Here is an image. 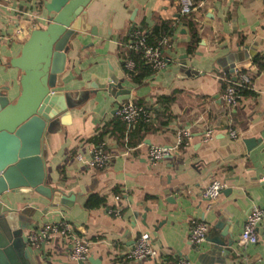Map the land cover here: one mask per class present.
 <instances>
[{
	"label": "crops",
	"instance_id": "1",
	"mask_svg": "<svg viewBox=\"0 0 264 264\" xmlns=\"http://www.w3.org/2000/svg\"><path fill=\"white\" fill-rule=\"evenodd\" d=\"M195 2L187 15L179 13L178 0H91L85 7L90 30L71 40L54 88L64 92L68 106L44 141L46 183L63 196L6 191L0 198L30 216L25 233L64 218L90 241L86 257L99 264H174L178 258L189 264H264V217L255 226V241L236 242L248 207L264 204V0ZM187 21L198 37L191 51ZM44 24L40 0H0V93L8 101L18 94L20 75L8 61L30 29ZM143 30L161 39L152 46L144 38L151 61L132 80L120 65L121 54L125 42L136 45L143 38ZM231 66L251 81L234 107L221 100L226 79L234 75ZM127 100L150 110L146 129L137 121L126 130L116 116L115 108ZM226 127L235 130L234 138ZM205 128L212 135L202 141ZM180 129L187 132L183 144L147 160L149 145L171 144ZM244 139L252 140L248 149ZM96 144L110 153L106 164L75 158H85ZM213 179L223 187L207 201L200 192ZM89 194L102 202L85 206ZM114 207L116 212L107 210ZM196 220L207 229L193 244L187 232ZM224 221L233 242L221 254L209 238ZM143 229L156 254L130 260L126 251ZM30 245L41 264H77L56 234Z\"/></svg>",
	"mask_w": 264,
	"mask_h": 264
},
{
	"label": "water",
	"instance_id": "2",
	"mask_svg": "<svg viewBox=\"0 0 264 264\" xmlns=\"http://www.w3.org/2000/svg\"><path fill=\"white\" fill-rule=\"evenodd\" d=\"M90 1L40 0L44 26L30 29L18 55L8 61L19 69L20 75L18 94L13 101H8L5 92L0 93V198L6 191L35 192L50 199L63 196L59 189L46 183L44 141L46 132L68 106L64 92L54 88L61 82L59 75L66 52L72 49L71 40L77 33L90 30L85 23V7ZM206 17L210 18L211 12ZM228 71L238 69L231 66ZM249 142L252 140L244 139L246 149ZM28 217L0 199V264H41L24 232ZM209 239L221 254L225 249L231 251L230 223L224 221ZM97 260L87 256L76 261L99 264Z\"/></svg>",
	"mask_w": 264,
	"mask_h": 264
},
{
	"label": "built area",
	"instance_id": "3",
	"mask_svg": "<svg viewBox=\"0 0 264 264\" xmlns=\"http://www.w3.org/2000/svg\"><path fill=\"white\" fill-rule=\"evenodd\" d=\"M179 13L187 15L195 9L197 6L195 0H178ZM136 44L124 43L128 48L137 51L142 58H144L148 64L151 61L152 52L151 47L144 46V36ZM158 43V42H157ZM156 43V44H157ZM154 46V45H152ZM133 62L130 58H127L123 62L125 69H131ZM234 73V79H226L221 93V100L224 104L234 107L240 98V90L250 89L251 81L250 76L243 71H236ZM115 114L119 120L124 124L126 130H128L137 121L147 122L151 118V112L146 107L137 104L131 100H127L118 104L115 108ZM226 134L229 138H234L236 133L231 127H226ZM187 132L183 129L178 130L175 133L174 141L169 145H149L146 150V158L152 162L157 159L167 156L172 150L176 149L179 145L183 144L184 138ZM212 135L210 128H205L201 140L206 141ZM75 158L84 163L92 164L94 162H100L106 164L110 153H108L101 145H94L88 152V155L83 158L79 153H75ZM260 180L264 181V175L260 177ZM223 187V184L216 179L208 182L200 192V195L207 201H212L216 198L219 191ZM116 198V196H115ZM108 211L116 212L117 208H108ZM264 217V204L263 205H251L248 207L246 215L242 221V225L236 242L240 245H244L247 242H253L256 239L255 226ZM207 229V225L203 220H196L192 222L188 232V240L195 244L201 241ZM58 235L68 244L67 254L68 257L74 260L83 259L86 257L90 247V241L83 236L77 235L71 224L64 218H60L48 224L42 225L39 230L35 231L30 229L26 231V237L30 243L38 244L49 238L51 235ZM156 254V248L152 245L149 232L147 230H139L126 251V257L130 260H141L144 257H151ZM174 264H189L184 258H178Z\"/></svg>",
	"mask_w": 264,
	"mask_h": 264
},
{
	"label": "trees",
	"instance_id": "4",
	"mask_svg": "<svg viewBox=\"0 0 264 264\" xmlns=\"http://www.w3.org/2000/svg\"><path fill=\"white\" fill-rule=\"evenodd\" d=\"M187 24H188L189 40H188V44L186 45V50L191 51L192 46L194 43L197 42L198 37L196 36V31L193 28V26H194L193 23L187 21ZM142 34L147 40H149L150 45H156V43L161 39L160 35L155 37L151 33H146V32L144 33V30L142 31ZM121 58L122 59L120 61V65L122 66V69L124 71H126V73L132 78V80H138V75L137 74L132 75L133 72L137 69H143L144 70V67L148 64V62L144 58H142L141 55L137 51H135L131 48H128L126 46L122 50ZM127 58H130L133 62V65H132L131 69H129V70L125 69L123 66V62ZM228 79H231V78L228 77ZM242 91L243 90H240V92H242ZM147 122H141L144 126V129H146V126L148 124ZM100 134L101 133H98V135H96L94 140H97L99 138ZM126 137L129 139V137H130L129 132H127ZM101 202H102L101 197H98L95 194H89L85 200V206H96Z\"/></svg>",
	"mask_w": 264,
	"mask_h": 264
}]
</instances>
